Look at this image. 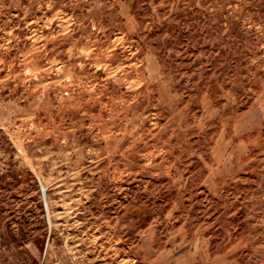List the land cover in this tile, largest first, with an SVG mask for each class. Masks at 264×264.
<instances>
[{
    "label": "rangeland",
    "instance_id": "374dc122",
    "mask_svg": "<svg viewBox=\"0 0 264 264\" xmlns=\"http://www.w3.org/2000/svg\"><path fill=\"white\" fill-rule=\"evenodd\" d=\"M0 264H264V0H0Z\"/></svg>",
    "mask_w": 264,
    "mask_h": 264
}]
</instances>
